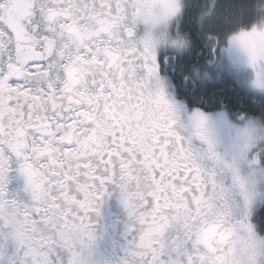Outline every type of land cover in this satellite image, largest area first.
<instances>
[{
	"label": "snow or ice",
	"instance_id": "6c2138e0",
	"mask_svg": "<svg viewBox=\"0 0 264 264\" xmlns=\"http://www.w3.org/2000/svg\"><path fill=\"white\" fill-rule=\"evenodd\" d=\"M240 257L264 264V0H0V264Z\"/></svg>",
	"mask_w": 264,
	"mask_h": 264
},
{
	"label": "trees",
	"instance_id": "16d2710c",
	"mask_svg": "<svg viewBox=\"0 0 264 264\" xmlns=\"http://www.w3.org/2000/svg\"><path fill=\"white\" fill-rule=\"evenodd\" d=\"M218 2L221 5H226L228 0H218ZM253 2H255V0H253ZM220 27H222L221 24L216 25L217 29H219ZM207 88L210 93L216 92L218 94H222L226 96L231 102H236L237 98L243 95V93L239 89V86L234 82H231L230 80H218L215 82H211L208 84Z\"/></svg>",
	"mask_w": 264,
	"mask_h": 264
},
{
	"label": "clouds",
	"instance_id": "9594fccd",
	"mask_svg": "<svg viewBox=\"0 0 264 264\" xmlns=\"http://www.w3.org/2000/svg\"><path fill=\"white\" fill-rule=\"evenodd\" d=\"M235 264H247V261L243 257H240L236 260Z\"/></svg>",
	"mask_w": 264,
	"mask_h": 264
},
{
	"label": "flooded vegetation",
	"instance_id": "af4514ba",
	"mask_svg": "<svg viewBox=\"0 0 264 264\" xmlns=\"http://www.w3.org/2000/svg\"><path fill=\"white\" fill-rule=\"evenodd\" d=\"M200 59H201V61L203 60V61H206L207 59H209V57L207 56V55H203V56H201L200 57ZM202 61V62H203Z\"/></svg>",
	"mask_w": 264,
	"mask_h": 264
},
{
	"label": "rangeland",
	"instance_id": "374dc122",
	"mask_svg": "<svg viewBox=\"0 0 264 264\" xmlns=\"http://www.w3.org/2000/svg\"><path fill=\"white\" fill-rule=\"evenodd\" d=\"M223 80H226V81L230 80L231 82H233L231 79H223Z\"/></svg>",
	"mask_w": 264,
	"mask_h": 264
}]
</instances>
